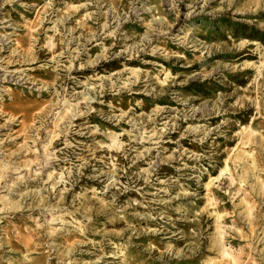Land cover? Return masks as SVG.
Returning <instances> with one entry per match:
<instances>
[{"label":"rangeland","instance_id":"1","mask_svg":"<svg viewBox=\"0 0 264 264\" xmlns=\"http://www.w3.org/2000/svg\"><path fill=\"white\" fill-rule=\"evenodd\" d=\"M0 264H264V0H0Z\"/></svg>","mask_w":264,"mask_h":264},{"label":"trees","instance_id":"2","mask_svg":"<svg viewBox=\"0 0 264 264\" xmlns=\"http://www.w3.org/2000/svg\"><path fill=\"white\" fill-rule=\"evenodd\" d=\"M250 37L258 38V39H260V40H263V38H261V36H258V35H253V36H250Z\"/></svg>","mask_w":264,"mask_h":264},{"label":"bare ground","instance_id":"3","mask_svg":"<svg viewBox=\"0 0 264 264\" xmlns=\"http://www.w3.org/2000/svg\"><path fill=\"white\" fill-rule=\"evenodd\" d=\"M224 171V169L221 170L220 174ZM219 174V175H220ZM214 179L218 178V176L213 177Z\"/></svg>","mask_w":264,"mask_h":264}]
</instances>
